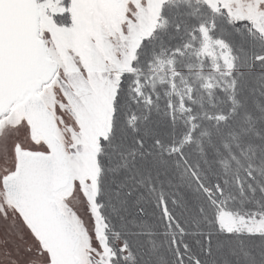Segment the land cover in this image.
Instances as JSON below:
<instances>
[{
    "label": "snow or ice",
    "instance_id": "obj_1",
    "mask_svg": "<svg viewBox=\"0 0 264 264\" xmlns=\"http://www.w3.org/2000/svg\"><path fill=\"white\" fill-rule=\"evenodd\" d=\"M0 264H264V0H0Z\"/></svg>",
    "mask_w": 264,
    "mask_h": 264
}]
</instances>
